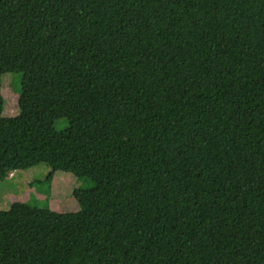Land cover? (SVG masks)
Here are the masks:
<instances>
[{
	"label": "trees",
	"instance_id": "obj_1",
	"mask_svg": "<svg viewBox=\"0 0 264 264\" xmlns=\"http://www.w3.org/2000/svg\"><path fill=\"white\" fill-rule=\"evenodd\" d=\"M42 163L94 186L0 264H264V0H0V182Z\"/></svg>",
	"mask_w": 264,
	"mask_h": 264
},
{
	"label": "rangeland",
	"instance_id": "obj_2",
	"mask_svg": "<svg viewBox=\"0 0 264 264\" xmlns=\"http://www.w3.org/2000/svg\"><path fill=\"white\" fill-rule=\"evenodd\" d=\"M22 89V75L7 73L2 77V95L5 99L4 116L14 117L20 112L19 97ZM69 126L66 119H59L55 123L58 131ZM50 168L42 163L27 170L13 173L0 182V210L13 211L16 203L20 204L18 211L27 212L26 205L35 204L40 208H50L57 212H75L80 209L73 197L76 188H92L94 182L89 178L78 179L71 173L57 171L49 188L46 177ZM26 204V205H25ZM71 260L78 262V252L75 249Z\"/></svg>",
	"mask_w": 264,
	"mask_h": 264
},
{
	"label": "crops",
	"instance_id": "obj_3",
	"mask_svg": "<svg viewBox=\"0 0 264 264\" xmlns=\"http://www.w3.org/2000/svg\"><path fill=\"white\" fill-rule=\"evenodd\" d=\"M15 205H17V206H15V208H16V209L14 210L15 212H17V213H21V214H25V213L28 212V209H29V206H28V205L25 204V205H26L25 207H27V209H26L27 212H25V213H23L22 211H18V210H17L18 207H20V206H19L20 204L16 203Z\"/></svg>",
	"mask_w": 264,
	"mask_h": 264
}]
</instances>
